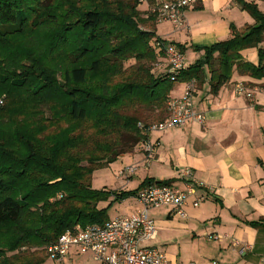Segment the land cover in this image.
<instances>
[{"label": "trees", "instance_id": "obj_1", "mask_svg": "<svg viewBox=\"0 0 264 264\" xmlns=\"http://www.w3.org/2000/svg\"><path fill=\"white\" fill-rule=\"evenodd\" d=\"M235 2L253 23H230L227 39L192 46L203 53L172 81L170 41L138 0H0V264H43L19 250L45 254L64 231L104 224L115 201L170 184L146 179L136 191H110L91 180L149 138L146 128L168 115L174 83L207 81L215 94L233 71L264 76V13ZM253 48L256 64L242 56ZM158 63L164 70L155 73Z\"/></svg>", "mask_w": 264, "mask_h": 264}, {"label": "crops", "instance_id": "obj_2", "mask_svg": "<svg viewBox=\"0 0 264 264\" xmlns=\"http://www.w3.org/2000/svg\"><path fill=\"white\" fill-rule=\"evenodd\" d=\"M246 1L256 2L264 13L262 0ZM185 15L182 29L176 30L165 22L156 23L155 32L184 46L186 66L203 53L194 51L192 46H210L227 39L230 23L237 29L253 23L235 0H201L190 6ZM260 46L264 48V42ZM256 53V48L247 49L242 56L256 64ZM162 70L163 67L159 73ZM239 83L250 90L253 85L264 83V76L255 78L233 71L230 80L215 94L207 81L195 86L193 103L206 114L203 124L189 122L183 128L150 132L155 151L149 164L142 150L135 148L117 158L119 165L115 169L109 165L92 173V178H107L109 186L103 189L136 191L146 179L171 180L170 184L182 187V174L190 172L199 186L184 206L186 217L178 216L169 206L149 210L157 234L148 245L164 252L172 262L264 264V93L255 91L247 96L236 90ZM185 85L182 81L174 83L169 97L180 96ZM128 165L136 167L134 172L120 175L119 171ZM136 194L115 201L112 205L121 211L108 213V220L139 209ZM195 197H201L198 206L192 205ZM103 203L99 206L105 207ZM210 233L217 234L218 239H208L206 235ZM200 237L214 242V253L199 244ZM243 245L250 249L241 255L239 248ZM73 258V264H85L88 259L99 264L91 254L79 253L76 248L70 249L61 264H68Z\"/></svg>", "mask_w": 264, "mask_h": 264}, {"label": "built area", "instance_id": "obj_3", "mask_svg": "<svg viewBox=\"0 0 264 264\" xmlns=\"http://www.w3.org/2000/svg\"><path fill=\"white\" fill-rule=\"evenodd\" d=\"M155 16L157 23L168 22L176 30L182 29L186 23V10L201 0H138ZM166 66L169 78L174 81L179 71L186 67L185 54L168 42L163 44ZM183 93L178 97H170L167 102L168 115L159 122L149 125L148 133L166 131L170 128H183L189 122L203 124L206 114L196 109L193 103L194 81L185 82ZM236 90L252 96L255 91L264 93V83L248 87L239 83ZM142 128V125H139ZM264 131V125L262 126ZM139 148L145 155V162L150 163L155 151V145L148 138ZM136 169L128 165L119 171L122 176L130 175ZM182 187L172 184H147L139 189L136 198L141 204L139 209L126 215L116 216L104 224H89L84 228L66 230L54 241L46 246L49 260L61 264L71 248L79 253L91 254L93 260L99 264H181L170 261L164 252L148 243L156 237L157 227L149 216V210L161 206H169L180 217L187 213L184 206L191 196H195L199 184L191 179L189 171L182 174ZM201 197H195L193 206H198ZM208 239H218L215 233L207 234ZM250 249L249 245L239 248L243 255ZM187 264H196L189 262ZM204 264H222L217 260H210Z\"/></svg>", "mask_w": 264, "mask_h": 264}, {"label": "rangeland", "instance_id": "obj_4", "mask_svg": "<svg viewBox=\"0 0 264 264\" xmlns=\"http://www.w3.org/2000/svg\"><path fill=\"white\" fill-rule=\"evenodd\" d=\"M142 6H144V9H146V6L145 5H142ZM162 23H165V22H162ZM168 23V22H167ZM168 24H170V23H168ZM171 25V24H170ZM189 56H190V53H187ZM257 57V53H256V55L254 56V58H256ZM187 63V62H186ZM163 67V63H158V64H156V69H155V73H159V71H160V68H162ZM136 148H139L138 147V145L136 146ZM126 160V159H125ZM110 167L111 168H114V167H117L118 165H119V161L116 159L115 161H113V162H111L110 164ZM108 165V166H109ZM108 166H106V167H101V168H97V169H95L94 171H100V170H103L104 168H107ZM109 167V168H110ZM115 169V168H114ZM93 171V172H94ZM96 175V174H95ZM91 185H92V187H94L95 189H103L104 187H107V186H109V182L107 181V178H97V177H93L92 178V180H91ZM105 202V201H104ZM107 201L105 202V203H103L104 205H106L107 206ZM115 206V205H114ZM113 205H111L110 207H108V213L109 214H113V213H115V212H119V211H121V209L120 208H118L117 206H115L114 207ZM114 209H116V210H114ZM198 242H199V244L200 245H202V246H205V247H207V248H211V249H213V253H214V251L216 250V248L214 247V242H212V241H208V240H206V239H204V238H202V237H200L199 239H198ZM45 249H46V247H45ZM212 253V254H213ZM19 254H20V256H23V257H28V255H30V256H35V255H37V256H41V257H43V258H45V262L43 263V264H57V263H54L53 261H51V260H49V258H48V256H47V258L45 257V254H46V252H45V254H44V251L42 250H40V249H38V248H29V247H25V248H22V249H20L19 250ZM209 254H211V253H209ZM203 257L205 256V254H203L202 255ZM80 257V256H79ZM207 257V256H206ZM180 259H182V257H180ZM84 261V260H83ZM82 261V262H83ZM69 263L68 264H73V262H75V260H74V258L73 259H71V260H69L68 261ZM85 264H95L94 263V261H92V259H88L87 260V262H85Z\"/></svg>", "mask_w": 264, "mask_h": 264}]
</instances>
